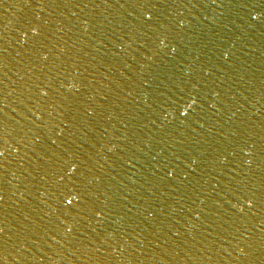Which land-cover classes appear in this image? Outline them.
<instances>
[{"label":"snow or ice","instance_id":"6c2138e0","mask_svg":"<svg viewBox=\"0 0 264 264\" xmlns=\"http://www.w3.org/2000/svg\"><path fill=\"white\" fill-rule=\"evenodd\" d=\"M69 203H71V201H68Z\"/></svg>","mask_w":264,"mask_h":264}]
</instances>
